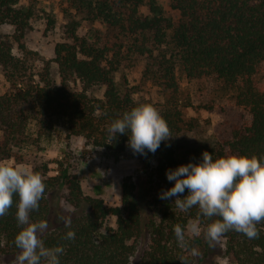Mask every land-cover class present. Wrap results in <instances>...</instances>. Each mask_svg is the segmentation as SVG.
I'll list each match as a JSON object with an SVG mask.
<instances>
[{
	"label": "trees",
	"instance_id": "trees-1",
	"mask_svg": "<svg viewBox=\"0 0 264 264\" xmlns=\"http://www.w3.org/2000/svg\"><path fill=\"white\" fill-rule=\"evenodd\" d=\"M66 1L70 9L83 14L90 24L100 23L106 32L94 27L92 37L80 36V22L72 19L69 41L57 43L54 59L37 73V53L23 41L33 12L18 8L19 0H0V30L5 24L15 27L13 41L0 33V68L11 85L10 91L0 95V161L23 162L19 150L32 138L30 125L39 124L40 134H46L56 119L64 120L71 136L82 137L94 147L123 152L128 136L110 135L108 128L125 111L142 104L134 97L135 88L116 81L123 61L133 55L147 58L144 76L161 89L164 103L158 111L170 129L171 137L155 153H137L147 168L156 163L150 177L157 187H172L174 181L167 180L166 170L199 162L204 151L214 159L264 154V88L255 80L264 64V0H176L178 20L167 17L157 0ZM13 42L21 55L14 53ZM178 73L191 80L212 78L221 83L234 92L237 105L247 109L251 119L235 126L231 138L217 147L183 149L178 135L194 126L184 117V108L191 102ZM54 163L56 169L49 163L32 169L41 173L46 188L39 208L30 212V223L47 222L39 236L46 246L63 245L60 264H133L138 242L145 238L148 246L137 264H193L192 249L201 239L185 233L186 247H180L173 226L214 217L198 216V206L181 211L174 198H142L128 179L122 185L121 205L110 206L84 193L70 164ZM52 171L57 173L51 175ZM187 194L185 189L181 198ZM18 199L14 196L13 205L0 216V236L5 251L12 255L20 251L14 240L24 227L15 215ZM69 217L71 224L66 225L64 218ZM112 217L115 226L107 225ZM257 227L259 235L251 239L234 230L224 233L235 263L264 264V221ZM69 230L75 232L72 240L64 238Z\"/></svg>",
	"mask_w": 264,
	"mask_h": 264
},
{
	"label": "rangeland",
	"instance_id": "rangeland-1",
	"mask_svg": "<svg viewBox=\"0 0 264 264\" xmlns=\"http://www.w3.org/2000/svg\"><path fill=\"white\" fill-rule=\"evenodd\" d=\"M164 8L167 17L178 20L180 13L174 8L176 0H157ZM18 8L30 9L33 16L30 26L26 31L24 43L37 53L35 71L43 70L45 62L55 57V46L59 42L69 41L67 32L72 19L80 22L78 34L92 37L91 28H97L104 34L106 28L100 23L90 24L84 15L68 7L66 0H19ZM146 11V8L144 9ZM1 35L13 41L15 27L5 24L1 27ZM14 53L21 55L16 42ZM147 58L133 55L126 58L116 74V81L120 86L135 88V99L140 103H149L159 109L164 103L161 89L144 76ZM54 70L56 63H52ZM182 88L189 95L190 107L184 108V117L188 123L193 124V129H185L178 135L179 145L183 149H192L198 146L217 147L225 140L231 138L235 126L249 121L251 116L247 109L237 105L234 92L225 90L221 83L212 78L191 80L178 73ZM258 85L264 88V64L256 75ZM11 90L10 83L6 80L0 68V95ZM185 92V93H186ZM102 91L98 93L101 95ZM32 138L23 144L19 153L23 162L30 169L44 163H49L51 169H56V160H63L72 167L82 184L84 193L100 197L110 206L121 205L122 185L125 180L133 181L137 191L149 200L159 198V192L164 189L156 186L151 180L152 167L147 168L138 154H134L130 147L123 152H116L106 148H98L87 143L84 138L68 134L64 120L56 119L55 126L46 134H40V125H30ZM17 163L15 159H7ZM52 171L50 174H56ZM160 199V198H159ZM66 209L68 207L66 206ZM211 220L200 221V233L194 234L186 231L191 239H201V244L196 245L197 254L193 255V264H237L228 251V242L224 234L211 244L205 236L206 227ZM262 222V221H261ZM107 225L115 226L116 218L112 217ZM148 246L147 238L138 242V251L133 258V264L139 261V255ZM3 238L0 236V264H14L15 257L7 253Z\"/></svg>",
	"mask_w": 264,
	"mask_h": 264
},
{
	"label": "clouds",
	"instance_id": "clouds-1",
	"mask_svg": "<svg viewBox=\"0 0 264 264\" xmlns=\"http://www.w3.org/2000/svg\"><path fill=\"white\" fill-rule=\"evenodd\" d=\"M109 134H126L128 147L134 154L155 153L162 141L169 140L167 121L152 104L142 103L125 111L112 121ZM170 146V145H169ZM166 178L174 185L159 192L162 200L174 198L181 211L198 206L199 215L214 219L206 227L205 236L211 244L229 230L243 233L248 238L259 235L257 225L264 221V154L226 155L213 158L204 151L199 162H188L166 170ZM46 184L39 171L30 169L22 162L0 161V216L7 213L18 196L15 213L17 223L24 226L15 236L20 250L14 264H60L63 245L46 246L39 233L48 225L44 220L30 223V212L39 208ZM188 190V194L182 197ZM71 224V218H64ZM200 221L190 220L185 226L175 224L174 235L180 247H186L185 233H200ZM65 239L75 238L69 230ZM193 255L197 249H192Z\"/></svg>",
	"mask_w": 264,
	"mask_h": 264
}]
</instances>
